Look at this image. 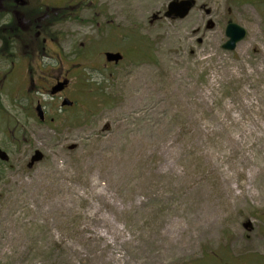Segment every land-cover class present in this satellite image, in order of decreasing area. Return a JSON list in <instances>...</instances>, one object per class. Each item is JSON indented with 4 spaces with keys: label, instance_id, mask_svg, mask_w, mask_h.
I'll return each instance as SVG.
<instances>
[{
    "label": "rangeland",
    "instance_id": "rangeland-1",
    "mask_svg": "<svg viewBox=\"0 0 264 264\" xmlns=\"http://www.w3.org/2000/svg\"><path fill=\"white\" fill-rule=\"evenodd\" d=\"M40 1L71 18L34 86L0 61V264H264V0Z\"/></svg>",
    "mask_w": 264,
    "mask_h": 264
},
{
    "label": "flooded vegetation",
    "instance_id": "flooded-vegetation-1",
    "mask_svg": "<svg viewBox=\"0 0 264 264\" xmlns=\"http://www.w3.org/2000/svg\"><path fill=\"white\" fill-rule=\"evenodd\" d=\"M172 1L173 0H170L169 4ZM191 1L192 8L190 12L196 6L195 0ZM47 4L51 3H44L40 0H0V61H2L1 63L3 65H8L10 69H23L25 74L30 78L33 86L36 83L33 72L37 71L40 63L36 64L34 61V64H32L31 61L34 60V56H36L37 53H49V49L51 48L49 45L52 43L55 34L53 31L54 26L59 24V22L71 18L69 11L70 7L62 8L58 7L59 5L57 7H51ZM206 12L208 13L209 11L206 10ZM228 22L233 21L229 20ZM106 53L121 52L104 53L106 64L117 65L114 62H108L106 60ZM22 56H24V58H22ZM61 60V66L55 69L59 71L58 76L55 78H50L51 76H49V79L46 76H43V78H45L44 81L48 82V86L46 85L47 88L45 86L43 89H38L37 92L40 95H50L52 99L58 98V96L59 98L62 97L63 99L60 107L64 111L66 107L72 108L74 106V102L66 97V92L71 85V79L68 77L69 72L72 73L74 70H80V68L78 67V64H73L72 62L71 64H67L66 62L64 64ZM23 63L25 65H21ZM40 66L43 71H45L44 66ZM74 66L78 68L75 69ZM44 73L46 72H43L42 74ZM63 102H68L70 105H63ZM33 111L41 124H49L48 109L41 100H36ZM50 120L53 121L52 118ZM31 160L32 158L30 159V162Z\"/></svg>",
    "mask_w": 264,
    "mask_h": 264
},
{
    "label": "water",
    "instance_id": "water-1",
    "mask_svg": "<svg viewBox=\"0 0 264 264\" xmlns=\"http://www.w3.org/2000/svg\"><path fill=\"white\" fill-rule=\"evenodd\" d=\"M192 8L191 0H173L168 5V11L166 13L167 17H173L177 19H184L190 12ZM225 36L227 37V41L222 46V48L226 51H234L237 44L241 42L246 37V31L242 27L238 26L233 22H228L225 29ZM106 60L108 62H114L118 64L122 60V56L119 53H106ZM70 105L68 102H63V105ZM42 159V156L36 152L32 157L31 162L29 163V167H32L33 164L39 162ZM0 160L7 161V155L0 151Z\"/></svg>",
    "mask_w": 264,
    "mask_h": 264
}]
</instances>
